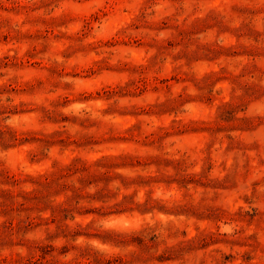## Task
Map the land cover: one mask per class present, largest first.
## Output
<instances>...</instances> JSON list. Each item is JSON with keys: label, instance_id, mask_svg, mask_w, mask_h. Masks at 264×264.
I'll return each instance as SVG.
<instances>
[{"label": "clouds", "instance_id": "obj_1", "mask_svg": "<svg viewBox=\"0 0 264 264\" xmlns=\"http://www.w3.org/2000/svg\"><path fill=\"white\" fill-rule=\"evenodd\" d=\"M0 264H264V0H0Z\"/></svg>", "mask_w": 264, "mask_h": 264}]
</instances>
